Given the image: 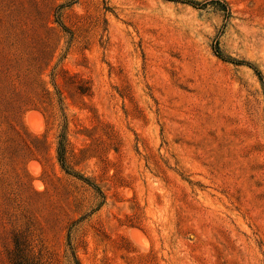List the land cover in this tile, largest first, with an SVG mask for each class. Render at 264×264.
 Here are the masks:
<instances>
[{
  "label": "rangeland",
  "instance_id": "374dc122",
  "mask_svg": "<svg viewBox=\"0 0 264 264\" xmlns=\"http://www.w3.org/2000/svg\"><path fill=\"white\" fill-rule=\"evenodd\" d=\"M22 259L264 264V0H0V264Z\"/></svg>",
  "mask_w": 264,
  "mask_h": 264
},
{
  "label": "trees",
  "instance_id": "16d2710c",
  "mask_svg": "<svg viewBox=\"0 0 264 264\" xmlns=\"http://www.w3.org/2000/svg\"><path fill=\"white\" fill-rule=\"evenodd\" d=\"M181 2H182V3H188V4H190V5L193 6V7L204 6V4L194 3V2H192V1H181ZM211 2H212V1H211ZM215 2H216V1H215ZM222 3H223V5H221V6H222L223 8H225V9H223V10H227V5H226L224 2H222ZM217 4H219V3H217ZM215 52H216V56H218L219 58H221V59L224 60V61H228V62H231V63L236 64V65H243V64H245L243 61H240V60H235V59H231V58H225V57H223V56L221 55V53H220L218 50H216ZM254 70H255V73L257 74L258 78H259L260 80H262V75H261L260 71H258V70L255 69V68H254ZM62 142H63V135H61V138H60V141H59L58 156H59V162L61 163V166L64 168V160H63V155H64V153H63ZM15 264H32V263H27L26 261H24V260L22 259L21 261H18V262L15 263Z\"/></svg>",
  "mask_w": 264,
  "mask_h": 264
}]
</instances>
